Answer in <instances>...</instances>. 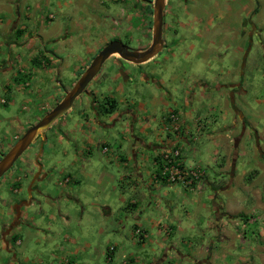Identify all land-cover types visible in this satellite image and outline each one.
<instances>
[{
  "label": "crops",
  "instance_id": "crops-1",
  "mask_svg": "<svg viewBox=\"0 0 264 264\" xmlns=\"http://www.w3.org/2000/svg\"><path fill=\"white\" fill-rule=\"evenodd\" d=\"M114 2L117 28L109 32L105 7ZM177 2L174 14L165 2L156 56L138 65L111 56L80 95V109L44 130L0 178V264H264V68L254 83L259 65L243 42L262 31L251 22L240 34L243 19L226 16L228 2ZM153 4L0 0V105L26 92L28 103L39 101L30 116L39 121L69 91L43 89L47 74L70 68L61 44L85 47L76 82L111 41L134 51L150 46ZM55 19L68 28L51 27ZM195 54L208 72L213 55L219 74L212 81H186L185 59ZM68 56L77 60L74 51ZM170 114L180 120L176 132L168 129ZM30 117L1 118L0 159L34 125ZM173 147L186 167L203 172L200 181H158L162 153Z\"/></svg>",
  "mask_w": 264,
  "mask_h": 264
},
{
  "label": "rangeland",
  "instance_id": "rangeland-1",
  "mask_svg": "<svg viewBox=\"0 0 264 264\" xmlns=\"http://www.w3.org/2000/svg\"><path fill=\"white\" fill-rule=\"evenodd\" d=\"M217 1H220L223 4L228 2L227 6H229L231 10H226V8H225V10H223V11L225 13L227 12L226 16L231 14L230 15L231 20H233L234 17H236V16H238V17L240 16L243 19L242 21H243L244 27L240 28V31H239L240 34L245 31V26L250 25L251 22L254 24V26H256L258 28V30H257L258 34H259V30L262 31L261 32L262 33L261 38L255 34L254 37L252 38V40L250 37L248 39H246V38L243 39V42L245 44H247V47H246L247 49L249 48L250 45L252 46L251 52H249L250 53L249 54V62L253 61L254 65H257V64L259 65L258 71L260 72V74L254 73L255 79L252 81L256 84L261 83V80H263L262 79V76H263V70L262 69L264 68V61L262 60V62H261L260 60H261V55H264V53L263 52L261 53V51H262L261 47L262 46L260 45V41H261V39L264 41V0H236L235 2H234V0H210V2H209V0H200V4L202 5V4H205L207 2L209 4H211V2L213 3V2H217ZM169 2H171L170 5H171V7H173L170 10L171 14L177 13V10H176V6L178 3L177 0H169ZM119 7H120V4H118L116 2L108 4L105 7V9H107V11H108V14H106V15H108V17H109V20H108V31L109 32L113 31V30H111L112 29L111 26H113L114 28H117L114 25H111V22H112L111 20L112 19L116 20ZM207 8H208V11L210 13H212V11H213L212 7L210 9H209V7H207ZM248 11H250L251 15L246 17V15L248 14ZM57 23L64 25V29L68 28L69 23H68V20H66V19H64V20L61 19V21L58 19H55L54 22L50 26L53 27ZM217 29H219L218 25H216L213 32H215ZM249 30H250V27H249ZM165 34H166V37L169 35L168 30L165 31ZM51 45H48L47 48L51 49ZM61 47H62L61 50L63 52H61V55L59 57L61 59H64L65 65H67V67H70V68H65V69L59 71L60 75H58L57 71H54V72L46 75V79L44 80L45 84L43 86V89L45 90L44 92L47 91V93H49V95L52 94V91H54L55 89L62 88L63 86L67 90H70L75 83L74 80L76 79V75H77L76 72L74 71V68L82 63V62H80V60L85 59V55L83 53L85 50L84 45H79L77 43H74V45L71 46L66 42L64 44H61ZM70 51H72V52L74 51L77 54V60H73L71 57L68 56V53ZM164 54H167V51H163L161 53L160 57L163 56ZM195 55L188 56V58L185 59V62H187V64H190L191 68H192V72H190L185 77L186 81L191 79L192 76H197L198 78L207 79L206 81H212L214 74H216V76H214V77L218 76L219 72H218V69H216V67H215V64H214L215 60H214L213 55L209 60V64H211L210 68L212 69V71H214V73L212 71H209V72H211L210 75H208L209 74L208 66H207L208 62L207 61H204L203 63L198 62L197 61V58H198L197 54H195ZM222 59H224V60L222 61L223 63H221V64L223 65V68L226 69L227 63H228L227 58H222ZM218 61L220 62V60H218ZM105 64H109V61H106L104 63V65ZM217 64L219 65L218 62H217ZM249 71H250V68H248L247 72H249ZM250 78H251L250 74L247 73V80H244V83L248 84V79H250ZM101 80H103V79H101ZM58 81L61 83L60 86L57 85ZM218 81H220V80H218ZM0 86H1V82H0ZM90 87H91V85L89 84L87 86V90ZM0 93H1V91H0ZM24 94L25 95H23V96L20 94L15 96L16 98L14 100L13 105H8V106L0 105V133H1L2 129L7 127V126H5V124H6L5 121H3L1 118H7V119L10 118L12 120L13 119L22 120L24 118L27 119L28 117H30L33 114V111H31V109H33L34 106L37 105V103L39 101L35 100L34 103H28L27 100H30L28 96L32 97V95H26V92ZM101 94L103 96L104 95L105 96L110 95L108 92H102V93H99L98 96H101ZM260 95H261V93H260ZM176 96H177L176 100L178 102H181L183 100V95L180 92L177 93ZM132 97L138 103L143 102V99L140 101L141 97L139 95H137V93H134V96H132ZM248 97L249 96H247L246 98H248ZM79 98H81V97L79 96L78 99L75 100L73 107H72L76 110L80 109V107H79L80 106V102H79L80 99ZM191 108L195 111V115H198V114L202 115L203 114V111H201L200 109H197L195 106H192ZM73 113L74 112H72V115H74ZM37 116H41V115H37ZM30 118H31L30 119L31 124H35L38 121L35 119V117H30ZM218 125H220L219 122H218ZM241 129H242V126H240V130ZM33 147H34V143L31 144V146L23 153V156L28 154V153H31V149ZM38 151L40 152V150H38ZM239 151L241 152L242 150H239ZM100 159L102 160V157H100ZM16 164L17 163H15V165ZM241 168H242V163L240 161L238 166H237L238 173L240 172ZM180 264H187V262H182Z\"/></svg>",
  "mask_w": 264,
  "mask_h": 264
},
{
  "label": "water",
  "instance_id": "water-1",
  "mask_svg": "<svg viewBox=\"0 0 264 264\" xmlns=\"http://www.w3.org/2000/svg\"><path fill=\"white\" fill-rule=\"evenodd\" d=\"M165 2L166 0H154L150 46L143 51H134L128 49L119 41H111L105 45L93 58L73 87L66 92L64 98L38 122L28 128L12 148L0 159V178L12 168L17 159L44 130L49 128L57 119L72 108L74 101L85 92L87 86L94 80L103 64L111 56L117 55L126 62L138 65L147 62L161 51L163 47L162 26Z\"/></svg>",
  "mask_w": 264,
  "mask_h": 264
},
{
  "label": "built area",
  "instance_id": "built-area-1",
  "mask_svg": "<svg viewBox=\"0 0 264 264\" xmlns=\"http://www.w3.org/2000/svg\"><path fill=\"white\" fill-rule=\"evenodd\" d=\"M169 127L173 131L180 129V120L176 114H170L167 118ZM158 181L167 185L182 183L193 185L200 181L203 172L199 169L188 168L184 165L179 148H168L161 156L160 173L157 175Z\"/></svg>",
  "mask_w": 264,
  "mask_h": 264
},
{
  "label": "trees",
  "instance_id": "trees-1",
  "mask_svg": "<svg viewBox=\"0 0 264 264\" xmlns=\"http://www.w3.org/2000/svg\"><path fill=\"white\" fill-rule=\"evenodd\" d=\"M112 109H113V105L110 106V110H112Z\"/></svg>",
  "mask_w": 264,
  "mask_h": 264
},
{
  "label": "flooded vegetation",
  "instance_id": "flooded-vegetation-1",
  "mask_svg": "<svg viewBox=\"0 0 264 264\" xmlns=\"http://www.w3.org/2000/svg\"><path fill=\"white\" fill-rule=\"evenodd\" d=\"M168 5H165V8L167 7Z\"/></svg>",
  "mask_w": 264,
  "mask_h": 264
}]
</instances>
